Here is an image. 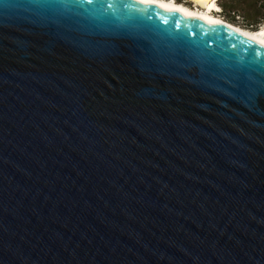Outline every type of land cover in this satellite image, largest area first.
I'll return each mask as SVG.
<instances>
[{
  "label": "water",
  "instance_id": "1",
  "mask_svg": "<svg viewBox=\"0 0 264 264\" xmlns=\"http://www.w3.org/2000/svg\"><path fill=\"white\" fill-rule=\"evenodd\" d=\"M0 264H264V45L0 0Z\"/></svg>",
  "mask_w": 264,
  "mask_h": 264
},
{
  "label": "bare ground",
  "instance_id": "2",
  "mask_svg": "<svg viewBox=\"0 0 264 264\" xmlns=\"http://www.w3.org/2000/svg\"><path fill=\"white\" fill-rule=\"evenodd\" d=\"M131 1H140L146 2L153 5H157L173 11L175 13H182L189 15L191 17L205 21L206 23L228 29L240 35H243L257 43L264 45V27L260 28L257 31H249L230 23H227L217 16L214 13L219 11V3L221 0H189L191 3L195 4V9L188 8L180 3H177L176 0H131Z\"/></svg>",
  "mask_w": 264,
  "mask_h": 264
},
{
  "label": "trees",
  "instance_id": "3",
  "mask_svg": "<svg viewBox=\"0 0 264 264\" xmlns=\"http://www.w3.org/2000/svg\"><path fill=\"white\" fill-rule=\"evenodd\" d=\"M222 1V0H221ZM240 3H249L252 6L253 13H248L247 19L252 18L253 20L245 21L244 16L242 17L239 10L236 9L234 1H231L232 4L227 8L221 5L223 13L230 14L229 18H222L224 21L235 25L238 23L243 24L245 27L249 28L251 31H257L260 29L261 25L264 24V0H237ZM222 4V3H221ZM221 11L219 12V14ZM245 12H243L244 14Z\"/></svg>",
  "mask_w": 264,
  "mask_h": 264
},
{
  "label": "rangeland",
  "instance_id": "4",
  "mask_svg": "<svg viewBox=\"0 0 264 264\" xmlns=\"http://www.w3.org/2000/svg\"><path fill=\"white\" fill-rule=\"evenodd\" d=\"M231 1H234L233 3L235 5L236 9L239 10L240 13H242L241 16L242 17L244 16L245 21H249V20L252 21L253 20L252 18H248L249 20L247 19L248 13H251V14L253 13L252 6H250L249 3L248 4L247 3H240L237 0H222V1H220L219 3H217V5L219 6V11L217 13H214V15L217 16L218 18H220L221 20H223L222 18H226V19L229 18L230 14L223 13V11L221 9V5L222 6L227 5L226 7L228 8L230 6V4H232ZM176 2L180 3L181 5L186 6L188 8L195 9V4L191 3L189 0H176ZM220 11H221V13L219 14ZM243 12H245V13L243 14ZM236 26L251 31L249 28L245 27L243 24L237 23ZM263 27H264V24H262L260 28H263Z\"/></svg>",
  "mask_w": 264,
  "mask_h": 264
}]
</instances>
